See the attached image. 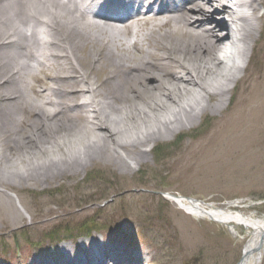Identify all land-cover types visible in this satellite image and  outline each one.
Instances as JSON below:
<instances>
[{
    "label": "bare ground",
    "instance_id": "1",
    "mask_svg": "<svg viewBox=\"0 0 264 264\" xmlns=\"http://www.w3.org/2000/svg\"><path fill=\"white\" fill-rule=\"evenodd\" d=\"M263 2L0 0V206L18 202L5 193L17 187V179H41L57 165L61 169L85 166L111 150L134 153L116 157L125 166L127 161L139 166L162 131L173 137L180 125L194 124L208 109L225 110V92H231L236 75L248 68L252 44L261 23L264 26L258 14ZM113 5H127V14L112 17ZM230 37L236 42L231 44ZM257 82H262L258 96L264 102V71ZM54 101L69 113V123L63 126L79 125L96 137L86 140L81 152L72 154L71 146L47 138L51 118H45V109L39 108L41 114L29 124L26 114L31 103ZM241 104L225 116L235 129L241 116L258 110L264 115V108L242 109ZM109 108L122 113L117 122L110 120ZM54 150L66 152L61 165L40 164V157H55ZM75 159L81 162L71 165ZM18 162L27 168L13 170ZM168 197L186 213L215 220L233 236L245 239L241 264L262 263L264 215L258 218L205 207L181 196ZM239 227L246 228V235H240ZM88 241L82 242L81 252L64 246L57 260L60 264H143L142 255L139 258L125 244L112 247V243ZM55 261L50 258L38 264Z\"/></svg>",
    "mask_w": 264,
    "mask_h": 264
},
{
    "label": "rangeland",
    "instance_id": "2",
    "mask_svg": "<svg viewBox=\"0 0 264 264\" xmlns=\"http://www.w3.org/2000/svg\"><path fill=\"white\" fill-rule=\"evenodd\" d=\"M258 10L264 22V2ZM257 35L248 68L236 75L231 92H225L226 109H208L194 124L180 125L173 137L159 132V140L139 166L133 161H127V166L119 163L116 156L122 153L134 156L126 149L119 150L121 154L111 150L85 166L63 165L64 169L56 163L61 165L66 152L55 149V157H40V164L58 168L54 166L41 179H17V187L5 189L18 202L0 206V264H38L63 255L64 246L81 252L82 242L91 239L99 244L109 241L112 247L125 244L139 258L142 255L143 264L240 263L245 239L233 236L215 220L186 213L168 196L190 197L205 207L263 217L264 115L258 110L239 117L234 123L237 129L225 119L238 102L242 109L264 108L258 96L262 82H257L264 71L262 23ZM54 102L31 103L26 114L29 124L45 109V118H51L47 138L71 146L72 154L81 152L86 140L96 137L82 126H63L69 123V113ZM107 112L116 122L122 115L110 108ZM76 160L71 165L81 162ZM26 168L18 162L12 169ZM69 231L79 238L66 234ZM238 231L246 235V228Z\"/></svg>",
    "mask_w": 264,
    "mask_h": 264
},
{
    "label": "water",
    "instance_id": "3",
    "mask_svg": "<svg viewBox=\"0 0 264 264\" xmlns=\"http://www.w3.org/2000/svg\"><path fill=\"white\" fill-rule=\"evenodd\" d=\"M241 264V263H240Z\"/></svg>",
    "mask_w": 264,
    "mask_h": 264
}]
</instances>
